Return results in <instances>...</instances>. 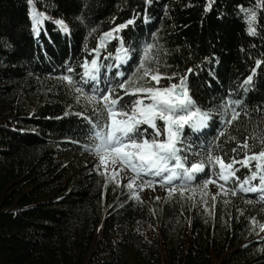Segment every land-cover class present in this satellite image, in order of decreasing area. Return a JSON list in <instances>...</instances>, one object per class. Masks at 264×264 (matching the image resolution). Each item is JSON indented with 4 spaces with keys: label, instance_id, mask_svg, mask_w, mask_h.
Returning <instances> with one entry per match:
<instances>
[{
    "label": "trees",
    "instance_id": "obj_1",
    "mask_svg": "<svg viewBox=\"0 0 264 264\" xmlns=\"http://www.w3.org/2000/svg\"><path fill=\"white\" fill-rule=\"evenodd\" d=\"M94 59L98 82L85 83ZM141 64L162 76L158 84ZM65 75L86 95L111 86L127 107L137 97L121 83L163 89L186 76L210 118L199 131L184 126L181 155L189 164L208 153L243 159L264 150V0H0V264H264L259 191L233 196L218 181L205 194L201 185L218 171L206 166L183 194L134 198L88 161L105 153L96 154L95 132L106 114ZM233 109L240 116L228 125ZM140 133L153 137L148 124ZM256 163L236 164L235 177L244 180ZM236 186L235 178L226 185Z\"/></svg>",
    "mask_w": 264,
    "mask_h": 264
},
{
    "label": "snow or ice",
    "instance_id": "obj_2",
    "mask_svg": "<svg viewBox=\"0 0 264 264\" xmlns=\"http://www.w3.org/2000/svg\"><path fill=\"white\" fill-rule=\"evenodd\" d=\"M146 3H150V0H146ZM41 19L42 17H38L33 12L35 24H39ZM255 20V13H252L248 17V23L250 25L249 32L253 35L255 34V28L251 25ZM55 23L64 32H69L67 25L62 20L55 21ZM108 35L110 36L111 33ZM117 58L121 61L127 59V52L122 50ZM100 67L101 65L95 59L90 62V65L84 66L85 77L87 78L85 83L89 81L98 82L97 73H99ZM140 68L144 69L143 76L150 77L151 80L156 81L157 84L159 83L162 78L160 74L150 72L144 64H141ZM67 71L71 73L73 69L69 68ZM191 73L192 70L189 69L186 76ZM186 76L181 78L179 84H171L163 89L139 87L129 91L127 83H121L119 88L124 95H135L137 97L136 100L132 101L131 107L120 104L123 96L118 95L111 86L99 89L94 85V88L90 90L92 94L86 95L70 75H65L62 79L89 102L98 104L100 106L99 111L106 114V122L99 126L100 130L95 132L100 141L95 151L97 155L107 150L120 153L118 157L121 163L120 171L127 167L134 173L126 185L133 192L134 198L139 199V196L135 194L137 188L139 190H143L145 186L154 188L156 183L161 186H170L168 187L169 196L178 190L183 194L184 190L189 188L192 181L196 179L195 174L204 172L206 166L209 167L210 171L217 169L218 166L217 179L212 177L205 179L201 185L202 192L206 194L209 184L223 181V183H218V187L225 194L230 191L234 196L237 191L246 193L259 191L261 199H264V150L258 153L252 152L251 154L246 152L243 159L237 160L232 157L227 162H225L222 155L208 153L204 159L189 164L187 155H181L183 152L184 126L187 125L192 131H199L207 127V121L210 118L208 112H202L196 107L195 101L187 90ZM251 79L252 75L250 74L245 83H249ZM146 100L150 102L145 103ZM239 116L240 113L233 109L226 124L231 125ZM156 119L164 122L162 127L156 125ZM141 124H148L153 129L154 138L143 133L136 134ZM220 135H224L223 131ZM161 136L164 138L160 139ZM261 143H264V137H261ZM240 147L248 149L247 140ZM235 151L233 149V152ZM250 160L257 162L255 170L251 172L250 176L241 181L238 177H235V172L239 169L234 166L240 164L241 166L250 167L248 164ZM101 163H103V157H101ZM144 177L153 179H144ZM157 177L161 179L155 180L154 178ZM230 178L236 179L237 186L235 188L226 187ZM257 178L260 181L259 185L252 186L251 182ZM137 179L142 181L140 185H136ZM174 181H180V183L175 184ZM212 199L215 200V197H212ZM204 203L206 205L207 201H204ZM253 223L256 222L253 221ZM260 228L264 230V224H261Z\"/></svg>",
    "mask_w": 264,
    "mask_h": 264
},
{
    "label": "rangeland",
    "instance_id": "obj_3",
    "mask_svg": "<svg viewBox=\"0 0 264 264\" xmlns=\"http://www.w3.org/2000/svg\"><path fill=\"white\" fill-rule=\"evenodd\" d=\"M109 40H112V37H109ZM149 80L150 77H148ZM160 81V80H159ZM119 152H112L110 150L105 151V153L102 156H91L88 158V161L91 163H95L96 168L102 172L108 173L114 179L120 183L127 185L129 182V179L134 175V173L128 169L127 167H124L122 171L121 169V163L119 162ZM101 157H103V163H101ZM75 157H66L64 158L67 163L72 162ZM115 161V162H114ZM142 181L140 179L136 180V185H140ZM168 187L170 186H161L155 185L153 187L145 186L143 190H139V188L136 189V195L139 196L140 200L144 201H154L162 199L167 193H168ZM159 197V199H157Z\"/></svg>",
    "mask_w": 264,
    "mask_h": 264
},
{
    "label": "water",
    "instance_id": "obj_4",
    "mask_svg": "<svg viewBox=\"0 0 264 264\" xmlns=\"http://www.w3.org/2000/svg\"><path fill=\"white\" fill-rule=\"evenodd\" d=\"M162 77V76H161Z\"/></svg>",
    "mask_w": 264,
    "mask_h": 264
}]
</instances>
